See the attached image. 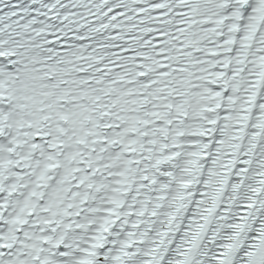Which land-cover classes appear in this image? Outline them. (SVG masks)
<instances>
[{
  "label": "snow or ice",
  "instance_id": "snow-or-ice-1",
  "mask_svg": "<svg viewBox=\"0 0 264 264\" xmlns=\"http://www.w3.org/2000/svg\"><path fill=\"white\" fill-rule=\"evenodd\" d=\"M0 264H264V0H0Z\"/></svg>",
  "mask_w": 264,
  "mask_h": 264
}]
</instances>
